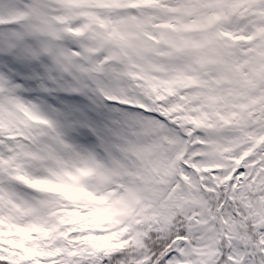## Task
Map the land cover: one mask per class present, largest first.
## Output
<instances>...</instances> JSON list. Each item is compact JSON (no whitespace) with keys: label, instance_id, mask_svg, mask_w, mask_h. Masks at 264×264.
Wrapping results in <instances>:
<instances>
[{"label":"snow or ice","instance_id":"1","mask_svg":"<svg viewBox=\"0 0 264 264\" xmlns=\"http://www.w3.org/2000/svg\"><path fill=\"white\" fill-rule=\"evenodd\" d=\"M0 264H264V0H0Z\"/></svg>","mask_w":264,"mask_h":264}]
</instances>
